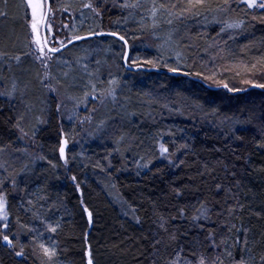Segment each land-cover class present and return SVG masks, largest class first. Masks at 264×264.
Here are the masks:
<instances>
[{
  "label": "trees",
  "instance_id": "trees-1",
  "mask_svg": "<svg viewBox=\"0 0 264 264\" xmlns=\"http://www.w3.org/2000/svg\"><path fill=\"white\" fill-rule=\"evenodd\" d=\"M31 2L0 0V264H264V0H50V47L109 30L178 72L95 36L69 92L13 86Z\"/></svg>",
  "mask_w": 264,
  "mask_h": 264
},
{
  "label": "rangeland",
  "instance_id": "rangeland-1",
  "mask_svg": "<svg viewBox=\"0 0 264 264\" xmlns=\"http://www.w3.org/2000/svg\"><path fill=\"white\" fill-rule=\"evenodd\" d=\"M29 9H30V15H29L30 18H29L28 23H27V31H29V32H27V33H28V37H31V38H28L29 39L28 40V44H29V52L28 53H31L33 57H31L30 54H29L30 57H28L27 56L28 53H26V55H20L19 54L15 58L13 65H11V71H12L11 79L13 80V83H14L13 86H15V88H17L20 83L27 80V77L28 78L30 77V75L27 71V70H30L29 66H31L33 68L32 72H35L36 70L38 71V68L42 69V72L44 75L43 77H44L45 83L48 87H50V85L48 84L47 80H49L50 78L52 79V77H51L52 73L51 72H53V71L56 74H58L59 71L63 72V73H61L60 76H58V81L56 82V84H58L59 86L66 89V86H72V84H71V83H73L72 81H75L74 84H77V81H78V78L80 75L79 70L76 71L75 69H70L68 67L69 60L66 58L67 56L66 57L63 56V54L70 47L66 50H64L65 49L64 48L62 51H59L57 53H53V52H50L45 47L44 42L42 40V20H43L44 10H45V0H32V2L30 3ZM52 14H53V10L50 6L45 28H47V24H48L49 20L53 21V19L51 18ZM46 32H47V30H46ZM46 36H47V33H46ZM75 36H78V35H75ZM75 36H72L71 38H73ZM54 47H57V46H54ZM68 52L70 54L74 55V57H78L77 47L70 49ZM2 53H6L5 50H2ZM25 57H27V58H25ZM26 67H28V69H25ZM34 82H36V81L34 80ZM258 86H260V85H258ZM50 89L52 90L51 87H50ZM67 90L68 89H66L65 91L69 92ZM231 91L237 92L238 90L237 91L231 90ZM43 96H44V93L39 98L42 99ZM62 97H63V100H60L59 103H61L63 106H66L65 103L68 102L67 101L68 97L66 96V93H64V95ZM40 105H41V103H40ZM70 107L71 106H69V107L66 106V110L69 109L68 110L69 112H67V116H66L67 119H65V120H70L71 117L73 119V113L71 112L72 109H70ZM37 108L39 109L40 107L37 106L36 110H38ZM83 108H84V106H83ZM85 119L86 118L84 117V115H82L80 117L81 121H79L77 123V125H79V128H83V123H84ZM65 143H66V140H65ZM65 143L62 142L61 147H60V154H61L62 158H65V150H66L65 149L66 145H64ZM61 148L64 149L63 154L61 153ZM63 163H64V166H67L66 160L63 159ZM4 236H7V235H3L2 240L5 242L6 245L11 246L12 243L10 241V238H8V241H5L3 239ZM9 241H10V243H9ZM51 247L52 246H50V248H48L50 251L53 250V248H51ZM47 254H48V252H47Z\"/></svg>",
  "mask_w": 264,
  "mask_h": 264
},
{
  "label": "water",
  "instance_id": "water-1",
  "mask_svg": "<svg viewBox=\"0 0 264 264\" xmlns=\"http://www.w3.org/2000/svg\"><path fill=\"white\" fill-rule=\"evenodd\" d=\"M49 9H50V0H45V10H44V16H43V20H42V40L44 42L45 47L53 53H57L59 51H61L62 49H64L65 47L83 40V39H87V38H91V37H95V36H101V35H108V36H113L119 40H121L124 43V55H123V66L127 69V70H132V71H136V70H143V71H158V72H164V73H168V74H177L178 72L176 71H169V70H163V69H159L157 67H144L142 65H131L127 62L128 59V54H129V43L128 41L121 36L120 34L116 33V32H112L109 30H102V31H96V32H92V33H87V34H82V35H78L75 37H79L80 39H74L70 38L68 41H66L65 43H63L62 45L58 46L57 48H52L50 47V45L47 42L46 39V33H45V25H46V21H47V17H48V13H49ZM52 49H57V51H52ZM213 89L216 88H220V87H225L224 85L222 86H210ZM257 88H260L259 86H256ZM242 91V90H240Z\"/></svg>",
  "mask_w": 264,
  "mask_h": 264
},
{
  "label": "bare ground",
  "instance_id": "bare-ground-1",
  "mask_svg": "<svg viewBox=\"0 0 264 264\" xmlns=\"http://www.w3.org/2000/svg\"><path fill=\"white\" fill-rule=\"evenodd\" d=\"M25 27H26V26H25ZM27 32H29V31H27ZM118 34H119V33H118ZM29 36H30V35H29ZM101 36H103V35H101ZM122 36H123V35H122ZM27 37H28V36H27ZM28 38H31V37H28ZM28 38H27V40H29ZM121 43H123V42L121 41ZM128 43H129V42H128ZM123 44H124V43H123ZM129 47H130V46H129ZM130 48H131V47H130ZM26 49H27V48H26ZM131 49H132V48H131ZM131 49H129V50H131ZM123 50H124V49H123ZM129 64H130V63H129ZM169 71H171V70H169ZM103 80H104V79H103ZM98 81H99V80H98ZM104 81H105V80H104ZM94 82H95V81H94ZM94 82H93V84H94ZM99 82H100V81H99ZM80 84H81V83H80ZM81 85H82V84H81ZM82 86H83V85H82ZM88 86H89V84H88ZM99 86H100V85H99ZM99 86H98V87H99ZM101 86H102V85H101ZM106 86H107V84H106ZM256 86H258V85H256V84H255V85H251V86H249V87H247V88H245V89H240V90H242V91L238 90L237 92H243V91L246 90V89H257V90H258V89H259V90L263 89V88L260 87V86H259L260 88H257ZM75 87H76V86H75ZM95 87H96V86H95ZM227 87H228V86H227ZM81 88H82V87H81ZM93 88H94V87H93ZM224 88H226V87H224ZM76 89H77V88H76ZM94 89L96 90L97 88H94ZM95 90H94V91H95ZM104 90H106L105 87H104ZM211 90H212V89H211ZM263 90H264V89H263ZM79 91H81V90H79ZM87 91H88V90H87ZM89 92H90V91H89ZM100 92H101V91H100ZM229 92H232V91L229 89ZM96 93H97V92H96ZM85 94H86V93H85ZM54 99H56V98H54ZM57 101H58V100L56 99V102H57ZM72 102H73V101H72ZM74 102H75V101H74ZM74 102H73V103H74ZM58 104H59V103H58ZM71 104H72V103H71ZM75 104H76V103H75ZM82 104H83V103H82ZM54 106H55V105H54ZM58 106H59V105H58ZM66 106H67V105H66ZM71 106H72V105H71ZM62 108H63V107H61V109H62ZM55 109H56V108H55ZM58 109H59V108H58ZM58 109H57V110H58ZM70 109H72V108L70 107ZM64 110H65V107H64ZM68 110H69V109H68ZM65 111H66V110H65ZM67 112H69V111H67ZM63 113H64V112H63ZM63 113H62V114H63ZM56 114H59V113L56 112ZM58 116H59V115H58ZM62 116H63V115H62ZM60 118H61V116H60ZM62 119H63V118H62ZM88 119L90 120V118H88ZM86 120H87V119H86ZM89 120H87V122H88ZM60 121H62V120L60 119ZM84 123H85V121H84ZM86 129H87V128H86ZM86 129H85V130H86ZM77 134H78V133H77ZM88 134H89V133H88ZM84 136H85V135H83V137H84ZM88 136H89V135H88ZM90 136H91V135H90ZM90 136H89V137H90ZM86 137H87V136H86ZM89 137H88V138H89ZM64 138H66V137H64ZM64 138L62 137V139H61V143H62V142L65 143ZM74 138H75V137H74ZM88 138H87V139H88ZM93 138H95V137H92V139H93ZM75 139H76V138H75ZM92 139H91V140H92ZM63 140H64V141H63ZM77 140H78V139H77ZM96 141H98V140H96ZM66 142H67V141H66ZM94 142H95V141H94ZM67 143H68V142H67ZM64 145H66V143H65ZM159 145H161V144H159ZM63 147H64V146H63ZM158 148H159V147H158ZM162 148H163V147H162ZM65 149H66V148H65ZM63 150H64V149H63ZM158 150H159V149H158ZM161 153H162V154H161L160 156L162 157V156L164 155V154H163V151H161ZM62 154H63V153H62ZM65 155H66V154H65ZM157 155H158V154H157ZM154 156H155V155H154ZM166 156H167V155H166ZM166 156H165V157H166ZM65 157H66V156H65ZM158 157H159V155H158ZM163 157H164V156H163ZM63 159H64V158H63ZM66 160H67V159H66ZM2 191H3V190H2ZM4 192H5V191H4ZM12 196H13V195H12ZM81 197H82V196H81ZM81 199H82V198H81ZM0 208H1V207H0ZM2 213H3V212H2ZM0 216H1V215H0ZM0 220H2V218H1ZM11 223H12V222H11ZM13 223H14V222H13ZM12 226H13V225H12ZM14 226H15V225H14ZM13 228H14V227H13ZM7 229H8V228H7ZM2 230H3V229H1V231H2ZM5 231H6V230H5ZM12 231H13V230H12ZM6 232H7V231H6ZM6 232H5V233H6ZM12 233H13V232H12ZM3 234H4V233H3ZM13 234H14V233H13ZM41 235H42V234H41ZM17 236H18V235H17ZM23 237H24V236H23ZM42 237H43V236H42ZM47 237H48V236H47ZM1 238H2V237H1ZM8 238H9V237H8ZM11 238H12V237H11ZM20 238H21V237H20ZM23 239H24V238H23ZM48 241H49V239H48ZM49 243H51V242H49ZM52 243H53V241H52ZM46 244H47V243H46ZM54 244H55V243H54ZM48 245H49V244H48ZM54 248H55V246H54ZM44 249H46V248H44ZM53 251H54V250H53ZM55 253H56V252H55Z\"/></svg>",
  "mask_w": 264,
  "mask_h": 264
},
{
  "label": "snow or ice",
  "instance_id": "snow-or-ice-1",
  "mask_svg": "<svg viewBox=\"0 0 264 264\" xmlns=\"http://www.w3.org/2000/svg\"><path fill=\"white\" fill-rule=\"evenodd\" d=\"M199 2H200V0H196V3H199ZM255 5H256V0H249V7H253ZM190 6L194 7L195 5H190ZM258 6L260 8H264V4H259ZM229 27H232V25H229ZM74 39H80V38L79 37H75ZM52 51H57V49H52ZM61 153H63V148H61ZM52 230L55 231V229H52ZM3 239L5 241H8V237L7 236H4ZM9 243H10V241H9ZM45 251L47 252L48 250L45 249ZM20 254L21 253H17V255H20ZM89 264H91V260L89 261ZM200 264H204L203 259H201Z\"/></svg>",
  "mask_w": 264,
  "mask_h": 264
}]
</instances>
